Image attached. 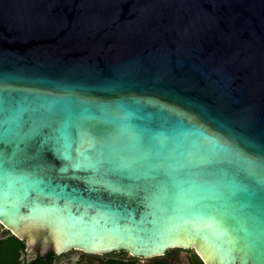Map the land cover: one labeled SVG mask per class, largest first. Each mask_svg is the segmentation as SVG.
Masks as SVG:
<instances>
[{
    "label": "water",
    "instance_id": "water-1",
    "mask_svg": "<svg viewBox=\"0 0 264 264\" xmlns=\"http://www.w3.org/2000/svg\"><path fill=\"white\" fill-rule=\"evenodd\" d=\"M0 219L264 264V0H0Z\"/></svg>",
    "mask_w": 264,
    "mask_h": 264
},
{
    "label": "flooded vegetation",
    "instance_id": "flooded-vegetation-1",
    "mask_svg": "<svg viewBox=\"0 0 264 264\" xmlns=\"http://www.w3.org/2000/svg\"><path fill=\"white\" fill-rule=\"evenodd\" d=\"M185 252V255H183ZM0 264H206L195 249L170 248L164 254L145 257L127 249L92 251L72 248L63 252H39L28 247L0 219Z\"/></svg>",
    "mask_w": 264,
    "mask_h": 264
},
{
    "label": "snow or ice",
    "instance_id": "snow-or-ice-1",
    "mask_svg": "<svg viewBox=\"0 0 264 264\" xmlns=\"http://www.w3.org/2000/svg\"><path fill=\"white\" fill-rule=\"evenodd\" d=\"M174 242H180V241H166V243H174Z\"/></svg>",
    "mask_w": 264,
    "mask_h": 264
},
{
    "label": "rangeland",
    "instance_id": "rangeland-1",
    "mask_svg": "<svg viewBox=\"0 0 264 264\" xmlns=\"http://www.w3.org/2000/svg\"><path fill=\"white\" fill-rule=\"evenodd\" d=\"M183 255H185V252H183Z\"/></svg>",
    "mask_w": 264,
    "mask_h": 264
}]
</instances>
